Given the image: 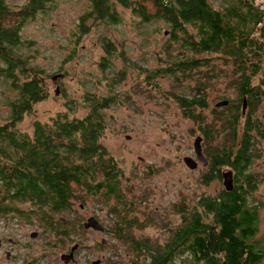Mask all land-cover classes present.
Segmentation results:
<instances>
[{
  "label": "trees",
  "instance_id": "obj_1",
  "mask_svg": "<svg viewBox=\"0 0 264 264\" xmlns=\"http://www.w3.org/2000/svg\"><path fill=\"white\" fill-rule=\"evenodd\" d=\"M50 1L10 5L0 0V61L4 65L0 75L17 91L9 101L8 119L0 123V217L17 213L20 218H36L44 230L52 229L55 235L70 240L72 232L84 227L82 223L74 227L65 213L73 210L75 200L84 202L92 196L113 216L107 226L113 238L128 249L127 261L120 264H173L184 254L182 262H259L261 251L249 242L255 232L256 212L246 204L254 185L245 171L254 156V139H264V130L256 128L251 116L264 97V7L258 8L253 0H88V10L75 24L73 33L79 36L92 23L115 22L119 5L140 21L163 25L167 34L156 52L157 65L140 69L142 81L150 86L157 77L170 79L172 88L166 93L184 117L197 123L204 165L209 170L205 179H220L222 166L233 172V188L201 197L200 211L179 204L176 212L181 221L159 243L138 238L131 231L134 225L144 228L149 222H138L132 213L135 202L122 194V170L102 145V109L107 98L92 94L82 116L57 113L47 122L34 121L31 133L15 127L34 103L48 95L44 72L26 66L13 48L21 44L20 27ZM101 48L100 66L115 54L112 42L101 43ZM220 85L230 95L218 99L227 102L209 109L208 95ZM243 97L246 105L241 114ZM149 214L144 211L143 218H150ZM109 260L106 262L119 263Z\"/></svg>",
  "mask_w": 264,
  "mask_h": 264
},
{
  "label": "rangeland",
  "instance_id": "obj_2",
  "mask_svg": "<svg viewBox=\"0 0 264 264\" xmlns=\"http://www.w3.org/2000/svg\"><path fill=\"white\" fill-rule=\"evenodd\" d=\"M5 1L21 5L26 0ZM88 8V0H51L20 27L21 44L13 49L26 60V66L44 72L48 95L34 103L15 127L31 133L34 121L47 122L57 113L82 116L92 94L107 98L102 109V145L122 170L121 193L135 202L136 211L132 213L138 222H149L144 228L136 224L131 231L138 238L164 243L181 221L176 212L179 204L181 208L187 209L188 205L200 211L201 197L217 196L224 190L221 176L208 180L204 177L209 172L206 165L197 162L191 169L184 164L183 156L195 158L192 142L199 134L197 123L184 117L166 93L172 88L170 79L157 77L149 86L139 74L140 69L157 65L156 52L161 50L167 34L164 26L153 20L140 21L129 9L116 5L117 21L92 23L86 33L75 36V24ZM103 42H112L115 54L106 57L100 66ZM229 93L223 91L222 85L212 89L209 109L219 101L218 97ZM16 95L10 80L0 75V123L8 119L9 101ZM251 116L258 124L256 128L264 130V97ZM216 143L217 140L211 146ZM253 145L254 156L245 173L250 174L254 189L247 194L246 204L256 212L255 232L250 239L262 254L256 264H264V139L256 136ZM228 169L222 166L219 173ZM95 198L75 200L73 210L65 215L74 227L94 216L104 230L83 228L72 232L70 240L55 235L52 229L44 230L36 218H20L17 213L0 217V264H92L97 259L98 264H110L106 262L108 257L110 262L118 259V264L125 263L128 249L113 238L107 227L113 216ZM23 205L16 203L18 207ZM144 211H149L151 217L143 218ZM32 232L36 234L30 237ZM75 243L74 261L64 263L61 253L68 252ZM185 256L178 255L173 264H204L182 262Z\"/></svg>",
  "mask_w": 264,
  "mask_h": 264
},
{
  "label": "water",
  "instance_id": "obj_3",
  "mask_svg": "<svg viewBox=\"0 0 264 264\" xmlns=\"http://www.w3.org/2000/svg\"><path fill=\"white\" fill-rule=\"evenodd\" d=\"M227 102V100H219L215 103L216 106H219V105H223ZM245 105H246V100L245 98L243 97L242 98V102H241V114H243L244 112V108H245ZM200 141H201V136L200 135H197L194 137L193 139V142H192V146H193V151H194V157L195 158H192L191 156H183L182 157V160L184 162V164L193 169L196 167L197 165V162H201L203 164L206 163V159L204 157V155L202 154V151H201V145H200ZM223 186H224V189L225 190H230L231 189V183H232V178H231V171L230 170H227L226 172H224L223 174ZM82 226L84 228H91L93 230H97V231H103L104 227L101 225V223L94 217V216H89L86 218V220L82 223ZM35 232H32L30 234V237H33L35 236ZM101 242L103 243L104 242V239H101ZM77 247V243L73 244L68 252H64V253H61L60 255V259L64 262V263H67L68 261H74V258H73V251L74 249ZM99 262V259L97 260H94L92 261V264H98ZM222 264H226L225 262H222Z\"/></svg>",
  "mask_w": 264,
  "mask_h": 264
},
{
  "label": "flooded vegetation",
  "instance_id": "obj_4",
  "mask_svg": "<svg viewBox=\"0 0 264 264\" xmlns=\"http://www.w3.org/2000/svg\"><path fill=\"white\" fill-rule=\"evenodd\" d=\"M228 170H230L231 171V173H232V175H231V178H232V183H231V189L233 188V186H234V177H233V172H232V170L231 169H228ZM223 173H221V181H222V184H223V175H222ZM224 187V186H223ZM230 189V190H231ZM254 210V209H253ZM255 211V210H254ZM253 235H254V233L251 235V237L249 238V241H250V243L251 244H253L254 245V248H256V246H255V244L250 240L252 237H253ZM259 251H261L260 249H259ZM74 254V253H73ZM74 256V255H73ZM73 262V261H72Z\"/></svg>",
  "mask_w": 264,
  "mask_h": 264
},
{
  "label": "built area",
  "instance_id": "obj_5",
  "mask_svg": "<svg viewBox=\"0 0 264 264\" xmlns=\"http://www.w3.org/2000/svg\"><path fill=\"white\" fill-rule=\"evenodd\" d=\"M253 3L258 8L262 9L264 7V0H253Z\"/></svg>",
  "mask_w": 264,
  "mask_h": 264
}]
</instances>
